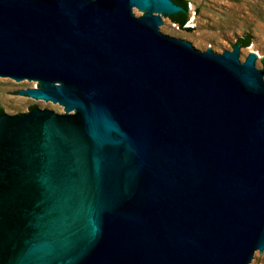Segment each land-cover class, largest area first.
Listing matches in <instances>:
<instances>
[{"label":"water","instance_id":"1","mask_svg":"<svg viewBox=\"0 0 264 264\" xmlns=\"http://www.w3.org/2000/svg\"><path fill=\"white\" fill-rule=\"evenodd\" d=\"M182 10L0 0V80L38 83L19 92L27 102L75 112L0 115V248L9 222L21 216L26 231L22 258L0 264L264 256V63L238 45L216 54L169 37L160 16ZM78 163L91 180L40 177ZM43 198L54 217L40 229Z\"/></svg>","mask_w":264,"mask_h":264},{"label":"rangeland","instance_id":"2","mask_svg":"<svg viewBox=\"0 0 264 264\" xmlns=\"http://www.w3.org/2000/svg\"><path fill=\"white\" fill-rule=\"evenodd\" d=\"M188 21L182 30L167 17L160 18L168 26V36L192 42L200 52L211 50L216 54L233 51L240 38L250 36L249 47L239 46L264 63V0H186ZM255 60V61H256ZM38 87V83L20 85L0 80V109L8 115L25 113L31 105L63 113V107L41 101H26L19 92ZM73 112V111H72ZM255 264H264L261 254Z\"/></svg>","mask_w":264,"mask_h":264},{"label":"flooded vegetation","instance_id":"3","mask_svg":"<svg viewBox=\"0 0 264 264\" xmlns=\"http://www.w3.org/2000/svg\"><path fill=\"white\" fill-rule=\"evenodd\" d=\"M34 105H31L29 107V109L27 110V112L25 113H19V114H29L31 112H33L35 109H37V107L35 109L31 108ZM39 109V108H38ZM43 113V116L46 117H50L51 114H58V115H68V114H73L75 115V112H63V113H57L51 110H47V109H40ZM6 113H0V115H4ZM19 114H14V115H19ZM68 145V144H67ZM70 147V149L72 151H74L75 155H79V153L81 152V154H85V157L88 156V152L86 153L85 151V147H83V144L80 143H70L68 145ZM76 151V152H75ZM72 165V169H67V167L63 166V170L57 171V173H52V174H46V175H40V177L42 179H48V180H54V181H75V180H91L93 175L90 173V166L89 164L85 163H78L75 165ZM86 170L85 172L88 173H82V171ZM71 171V172H69ZM13 176V175H12ZM7 177L12 178L11 175H7ZM15 177V176H14ZM17 177V175H16ZM57 198V197H55ZM54 199H51L49 203H47L46 199L43 198L41 199V201H44V203L39 207V209L37 210V214L36 215H40L42 216V219L39 221L40 224V229L42 228V226H44L45 224L48 225V222L54 217V215H48L47 211L49 210V207L52 205V202L55 201ZM35 215V216H36ZM24 222L22 221V217L19 216L18 218H16L14 221H12L11 223L9 222L8 227L6 228V235L3 240V243H1V248L0 250L2 251V254L0 255V257H2L5 260H10V259H14V260H18L22 258V254H23V242L25 240V225L23 224ZM37 228V230L39 229ZM37 230L35 231V233L37 234ZM56 264H60V263H56Z\"/></svg>","mask_w":264,"mask_h":264},{"label":"trees","instance_id":"4","mask_svg":"<svg viewBox=\"0 0 264 264\" xmlns=\"http://www.w3.org/2000/svg\"><path fill=\"white\" fill-rule=\"evenodd\" d=\"M175 5L181 7L183 10L171 15V16H166L171 23L177 25V27L179 29L182 30H190L189 28H185L184 26L186 25L187 21H188V13H187V1L186 0H171ZM250 36H245L244 38H240L237 40L236 45L235 46H241V47H249L251 44L250 41ZM33 109L36 108V106L31 107ZM0 113H4L2 109H0Z\"/></svg>","mask_w":264,"mask_h":264},{"label":"built area","instance_id":"5","mask_svg":"<svg viewBox=\"0 0 264 264\" xmlns=\"http://www.w3.org/2000/svg\"><path fill=\"white\" fill-rule=\"evenodd\" d=\"M35 88H37V86Z\"/></svg>","mask_w":264,"mask_h":264},{"label":"bare ground","instance_id":"6","mask_svg":"<svg viewBox=\"0 0 264 264\" xmlns=\"http://www.w3.org/2000/svg\"><path fill=\"white\" fill-rule=\"evenodd\" d=\"M253 54V53H252Z\"/></svg>","mask_w":264,"mask_h":264}]
</instances>
